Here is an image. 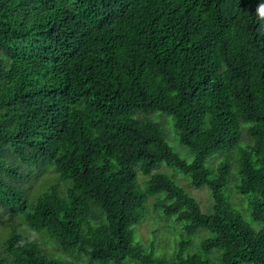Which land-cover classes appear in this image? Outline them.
<instances>
[{
  "label": "trees",
  "instance_id": "16d2710c",
  "mask_svg": "<svg viewBox=\"0 0 264 264\" xmlns=\"http://www.w3.org/2000/svg\"><path fill=\"white\" fill-rule=\"evenodd\" d=\"M261 3L0 0V205L23 226L0 264L76 263L45 241L97 264H264ZM149 195L182 232L210 234L200 249L133 243Z\"/></svg>",
  "mask_w": 264,
  "mask_h": 264
},
{
  "label": "rangeland",
  "instance_id": "374dc122",
  "mask_svg": "<svg viewBox=\"0 0 264 264\" xmlns=\"http://www.w3.org/2000/svg\"><path fill=\"white\" fill-rule=\"evenodd\" d=\"M167 117L171 120L170 116ZM163 123L164 127H161L168 144L173 148L174 151L190 160V157H187L184 153V151L186 152L187 149L182 147L178 141L174 139L172 131L169 127V121L165 119ZM167 126L169 128H167ZM163 128H165V130ZM165 131L167 132V137ZM223 156L224 155L220 154L211 157L209 161L211 167L214 168ZM158 167H160L158 169L159 171L177 178L180 185L186 188L192 195L196 196L197 200L201 204L202 209H206V207L210 205V195L206 188L202 187L197 189L193 187L185 176L179 172H174L173 170L166 168L163 164L159 165ZM54 177V174L48 170V173H46L45 176L39 177L34 182L32 187L33 191L40 182H45L46 178H50V180L54 179ZM146 179H148V176L138 172L137 180L139 181V184L143 185ZM233 196L234 200H237L239 197L235 194ZM156 197L157 195H149L147 197L143 205L144 211L142 219L138 224L133 226V243L147 250L153 248L156 255H165L167 257H171L173 252H175V248L181 243L184 245L185 243L188 244L186 252L191 250L190 253H192L200 249L201 240H203L205 237H209L210 234L204 230H198L193 234H186L185 232H182L181 225L178 222H176L171 217H165L161 210L154 208V201L156 200ZM12 226H17L18 229L23 227L18 217L8 212L0 205V249L2 248V241L5 235L9 232ZM34 234L37 235V233ZM38 238L39 240L43 241V236H39ZM44 245L51 253L62 255L70 259L72 262H76L74 264H97L95 261H89L85 254H82L79 257L67 255L63 253L61 249L55 247L50 241H45ZM125 264L137 263L130 258H127Z\"/></svg>",
  "mask_w": 264,
  "mask_h": 264
},
{
  "label": "clouds",
  "instance_id": "9594fccd",
  "mask_svg": "<svg viewBox=\"0 0 264 264\" xmlns=\"http://www.w3.org/2000/svg\"><path fill=\"white\" fill-rule=\"evenodd\" d=\"M257 15L261 20H264V3H261L257 6L256 9Z\"/></svg>",
  "mask_w": 264,
  "mask_h": 264
}]
</instances>
